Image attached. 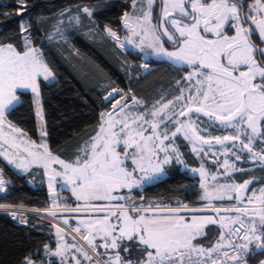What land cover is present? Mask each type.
<instances>
[{"label":"snow or ice","instance_id":"snow-or-ice-1","mask_svg":"<svg viewBox=\"0 0 264 264\" xmlns=\"http://www.w3.org/2000/svg\"><path fill=\"white\" fill-rule=\"evenodd\" d=\"M153 2L154 0H149V11L143 13L138 23L131 22L127 12L124 14L125 27L130 32L126 43L134 44L131 37H137L139 43L136 46L142 52L151 49L158 57L190 66L193 71L184 79L191 81L193 77H197L195 94L189 88L185 97L184 89H180V95L173 100L167 103L157 101L150 112L135 114L131 112L126 100L123 104L117 100L112 112L101 114L100 130L86 142L81 150L83 155H78L74 162L67 163L53 156L46 143L42 142L37 146L27 140L18 142L12 133H19L21 136L26 134L11 122H7L11 132H4L5 114L19 99L17 89H31L38 97L37 78L43 76L48 80L53 73L44 62L39 49L28 47L19 52L10 44L0 46V156L25 172L33 164L43 166L45 175L51 170L52 174L48 175L50 190L55 178L62 177L67 185L72 186L77 201H84L85 206L104 213L95 219L80 220L73 230L82 236L93 252L97 251L98 246L94 243L97 236L104 241L100 246L106 250H117L105 264H207L208 261L217 264V260L212 258L213 253H218L223 248L231 249V253L223 252L227 261H222L221 264H247L245 258L249 254L255 256L264 251V207L257 213L258 229L254 219H249L246 224V208L228 209L226 211H234L237 215L220 217L219 221L212 216L196 215L187 220L180 215L187 206L168 208L161 214L147 215L146 210L137 208L134 203L128 206L120 204L119 201L129 197L114 193L122 189H128L131 193L133 188L159 180L165 174L164 165L170 164L173 156L177 163L183 162L178 150L173 147L168 123L175 125L171 137L183 132L185 139L193 141L194 152L198 151L195 146L197 142L204 145L212 143V140L198 135V130L193 128L190 117L193 112H202L209 118H215L222 126L237 130L235 135L212 138L217 144L228 140L240 141L241 151L246 149L253 159L259 157L264 162V148L260 154L253 153L252 136L247 135L246 131L243 134L247 135V143L241 139L242 125L246 124L252 134H257L259 123L264 121V64L258 63L256 58V53L259 52L261 61H264V49H257L250 39L254 31H258L264 42V0H255L253 5L248 6V14L243 16L242 0H163L160 28L163 29V35L175 45L173 51H167L163 47L160 28L151 25ZM133 6L135 7V0ZM84 11L92 15L89 9L85 8ZM245 24L249 27H245ZM165 25H169L174 31L170 32ZM21 27L26 30L23 22ZM228 29H234V34L228 35ZM107 31L119 41L115 32L111 29ZM257 76L260 78L259 83L254 82ZM114 94L124 99L121 90L113 88L105 100L111 102L115 99ZM133 103L139 104L140 101L133 97ZM37 116L42 118L39 110ZM181 117L186 119L181 120ZM41 135H46V132ZM4 145L8 148H4ZM8 149L14 151L9 153ZM199 151L203 149L200 148ZM236 158L239 160L240 156L237 155ZM129 161L131 169L127 167ZM52 163L61 165L62 171L50 169ZM136 173H140L139 178ZM199 174L202 178L201 188L204 189L201 199L209 202L212 199H223L229 191L239 193L248 183L246 181L239 186L219 185L209 191L204 182L206 172L203 165ZM3 191L5 181L0 175V192ZM261 193L256 199L264 205V189ZM232 198L228 196V199ZM235 199L241 201L242 197L238 194ZM248 199L251 203L252 198ZM113 201L116 203L113 204ZM76 210L78 209H71ZM213 210L219 212V209ZM49 214L53 218L57 215L55 212ZM21 222L25 220L21 218ZM64 223L67 224L68 221L65 220ZM217 223L222 231L214 245L205 249L193 243L197 237L204 235L203 229L206 226ZM234 225L239 226L233 227ZM81 226L86 232H82ZM56 234L63 239L62 229L59 227H56ZM226 236L228 240L224 243ZM232 237L242 242L234 243ZM125 241L128 243H124ZM253 243L256 251L250 249ZM65 247L67 245H58L54 254L62 255ZM76 251L81 252L85 259H92L83 249L76 248ZM121 252L127 255L122 256ZM202 257L206 259H201ZM26 264L34 262L26 258ZM77 264H80L79 260Z\"/></svg>","mask_w":264,"mask_h":264},{"label":"trees","instance_id":"trees-1","mask_svg":"<svg viewBox=\"0 0 264 264\" xmlns=\"http://www.w3.org/2000/svg\"><path fill=\"white\" fill-rule=\"evenodd\" d=\"M85 8L91 16L82 11ZM132 8L133 0H0V46L10 44L19 52L28 47L39 49L53 73L52 81L38 80L39 94L48 150L64 161L75 160L86 142L96 135L101 113L111 108V102L105 97L113 88L120 89L128 99L133 96L150 103L158 98L159 91L170 88L188 70L162 60L145 59L130 49L123 51L106 34L107 28L122 34L123 16ZM156 17L157 14L155 20ZM22 22L26 30H22ZM252 40L260 49L261 42L254 35ZM256 58L264 64L259 52ZM143 62L150 66L145 74L141 70ZM17 95L18 104L6 113V120L22 130L28 139L39 141L32 92L18 90ZM261 122L264 134V121ZM177 143L184 163L197 167L199 162L188 144L181 138ZM240 167L243 170L226 177V181L251 180L247 191L264 185V166L244 161ZM0 173L6 185L0 193V205L48 207L50 194L41 168L22 174L0 157ZM165 174L142 190H133L127 205L134 203L140 208L205 203L197 176L176 162L165 167ZM51 225L33 215H27L26 222L19 224L7 212L0 211V264H26V258L34 264L44 261L56 249ZM217 236L218 229L210 226L194 244L211 246ZM261 256L260 252L255 256L250 254L249 259L253 263ZM49 264L66 263L56 255Z\"/></svg>","mask_w":264,"mask_h":264},{"label":"rangeland","instance_id":"rangeland-1","mask_svg":"<svg viewBox=\"0 0 264 264\" xmlns=\"http://www.w3.org/2000/svg\"><path fill=\"white\" fill-rule=\"evenodd\" d=\"M19 1L21 2L22 0H19ZM162 8H163V0H154V2L152 3V6H151V25L155 26L156 21H157V19L155 20V16H156V14L160 13L158 28H160V24H161L160 16L162 13ZM148 11H149V0H140L139 4L136 3L135 7L133 6L132 11L128 13V19L133 23H138L142 19L143 13L148 12ZM246 15H247V13H246ZM122 20H123V22H122L123 33L122 34L111 30L117 34V36L119 37V41H117L115 38H113L111 35H109V32L107 31V29H109V28L106 29L107 35L116 43V45L120 49H122L123 51L130 49L132 51H136V52L140 53L142 55V57L145 59L153 58L156 60H162V61H165L168 64L176 66V67H187L188 70H187V72H185L183 74V77L181 80L175 79L173 81V84L170 86V88H168L166 90L159 91L158 98L153 99L150 103H146L143 100L136 98V100L140 101V103L134 104L133 103V96H131L128 99V98H126V95L124 94V99H121L120 95L114 94L115 99L111 100V108L107 111H103L102 113L112 112L113 104L117 100H120L121 104H123L126 100L130 106L131 112L133 114H135L137 112H145V111L150 112L153 108V105L156 104L157 101L162 100L163 103H167L169 100H173L175 96L180 95V89H184V96L185 97H187V95H188L189 88H191L193 94H195V89H196V87H198L196 85L197 77H193V79L191 81L184 79L185 77L188 76V74L190 72L193 71V69L190 66H188L187 64L176 63V62H173L171 60H168L166 57H158L152 53L151 49H146L145 52H142L140 50V48L136 46V44L139 43V39L137 37H131L135 41L134 44H127L126 39L130 38V32H129L128 28L125 27L124 16H123ZM165 26L169 27L170 32L174 31L169 25H165ZM137 30L139 31V27L137 28ZM160 32H161V37H162L161 42L163 44V47L167 51L175 50V48H168L164 44L163 39L166 38L168 40V37L166 35H163V29L162 28H160ZM227 34L233 35L234 29H228ZM24 39L26 42V40H27L26 35H24ZM169 42L173 44L172 41H169ZM260 45H261V43H260ZM141 70H142V74H145L146 72H148L150 70V66L147 65L145 62H143L141 64ZM242 70H244V69H242ZM39 78L44 79L43 76L38 77L37 83H38ZM177 81H180V84H177ZM254 82H256V83L260 82L259 76H257V78ZM17 90H24V91L32 92L31 89H24V88H19ZM32 95H33V102H34V108H35V113H36V119H37V124H38V133L40 135V140L39 141H32V140L28 139L26 137V135L21 136L19 133H12V134L17 137L18 142H21L23 140H27L29 142H34L37 146H39V145H41L42 142L47 144L45 135L44 136L41 135L42 132H45V124H44V119H43L40 94L37 97L36 94L32 92ZM18 101L13 105V107H15L18 104ZM193 107H195V105ZM12 108H10L9 110H11ZM38 110L41 112L42 118L40 116H37ZM176 110L178 111L179 107H177ZM165 112H168V110H165ZM168 114H171V113H168ZM190 117H191V123H192L193 128L198 130L197 134L204 136L205 139L212 140L211 144L204 145V144H200L197 142L195 146L198 148V151L194 152L193 151V146H194L193 141H189V140L185 139L183 132L178 133L176 135V137H174V138L171 137V132L175 131V125L172 123H168V128L170 129L169 136L173 140V147L178 150V154L180 155L181 160L183 161L182 163H178V164L181 165L183 170H187L190 174L197 176L200 180V186H201L202 178L199 174V170L201 169L202 165H203V169L206 172V177L204 178V182H205L206 187L208 188L209 191H212L214 188L218 187L219 185L238 186V184H236L235 182L226 181V177L232 175L233 173H235L237 171H241L242 168L240 167V165L244 161L249 162L252 165H264V162H261L259 157H257L256 159H253L252 154L249 153L246 149L241 151L240 149L242 148V145L240 144V141L228 140V141H224L223 144H217L215 142V140L212 139V138L217 137V136L224 137V136L235 135V134H237V130L235 128L224 127L218 121H215V118H209V117L205 116L202 112L201 113L193 112L190 114ZM180 119L185 120L186 118L181 117ZM261 123L262 122H260L258 125V133L257 134H252L251 129H248L246 124L241 126V139L244 140L245 143H247V135H251L252 140H253V143H252L253 153H257V154H260L261 149L264 148V134L262 132ZM161 127L163 128V125H161ZM3 130L6 134L11 132V130L7 127V120L3 126ZM99 130H100V127H99L98 131ZM245 131L247 132V135L243 134ZM189 135H191V130L189 131ZM178 138H181L185 143L188 144L191 153H193V155L197 158V160L199 162V165L197 167H191V166H188L184 163L182 154L179 151V146L177 143ZM0 143H2V141H0ZM233 145H235V147H233ZM21 147H23L22 143H21ZM84 147H85V145L83 146V148ZM4 148H8V146L4 145ZM200 148H202L203 151H199ZM0 150H2V149H0ZM40 150L42 151L43 149H40ZM8 151H9V153H11L14 150L8 149ZM80 155L81 156L83 155L82 151L80 152ZM237 155L240 156L239 160H237V158H236ZM53 156H55V155H53ZM0 157L5 162L8 163L7 159H5L4 156H0ZM55 157H57V156H55ZM75 160L70 161V162H68V161H65V162L72 163ZM225 161H227V165H225ZM171 162L177 163L175 156H173V159ZM9 165L12 168H14L16 171H18L19 173H22V174H27L32 168H41V170L44 174L45 184H46L47 189H48L49 194H50V203H49L47 208H44V209H34L33 208V209H31V208H25V207H18L17 209L30 211L31 213H34L32 215H37V216H39V218L50 222L52 224L51 226H52L53 232H54V230L56 232V227H59L60 229H62V232L64 233V242H70V243L74 244L77 248L83 249L84 252H88L87 248L78 241V239L75 237V235L73 233L67 232V230L65 229V226L72 229L75 225H79L80 220H87V219H89V217L103 215L104 213H98L95 210L85 206L84 201H77L76 196L73 194L72 186L67 185L64 182V180L62 179V177L58 176L55 178V180L53 182V187L50 190L49 189L48 175L52 174L51 170L49 171L48 175H45V170H44L43 166H41V165L33 164V165L29 166V170L27 172H25L23 169L16 168L15 165H13V164H9ZM166 166L167 165H164V168ZM127 167L129 169L132 168V164L130 161L127 164ZM50 169H55L56 171H62V166L57 164V163H52L50 166ZM193 169H196L197 171L193 172L192 171ZM165 175L166 174L161 176L159 179L163 178ZM136 176H137V178H139L140 173H136ZM144 186H146V185H142L140 187L133 188V190H142ZM247 186H248V184H247ZM247 186H246V188H241L239 193H237L235 191H229V192H227V194L224 195V197H225V196H228L230 194L232 195L234 193L232 195V197H233L232 199L227 198V199L221 200V201H210V202H205V203L206 204H210V203L228 204V205H232L233 207L235 206L234 208H236V207H239L242 209L246 208L247 209V215L244 217V219H245L246 224H247V221L249 219H255V217L258 216L256 213V210L258 211L263 207V206H261V203L259 201H253L252 200V202L249 203V199L246 197L248 195V192L246 190ZM203 192H204V189H203ZM114 194L118 195V196H128L129 197L127 199L128 201L130 200V196H131V193H129L128 189H122L119 192L114 193ZM238 194L242 197L241 201H237L235 199V197ZM127 200H121V201H119V203L123 204L125 206H128L126 203ZM212 200H215V199H212ZM105 203H107V202H105ZM112 203L115 204L116 201H113ZM183 206H186V205L181 204V205L167 206L166 207V206H161V205L156 204L152 207H140V208L142 210H146L147 215H153L154 213L155 214H161L162 212L166 211L168 209V207H172V208L182 207L183 208ZM71 209H78V210L71 211ZM229 209H233V208H229ZM192 210L193 209L188 208V207L183 208V210L180 212V215H182V216L186 215L187 216L189 214H192V213H194ZM195 210H196L195 212H204V211L209 212L206 210H198V209H195ZM226 210H228V209H224V210L219 211L217 213L221 217H227V216L234 217L237 215V213L234 211H226ZM51 212H55L57 214L55 218H53L49 214ZM30 214H27V215H30ZM15 217L19 221L20 214L16 213ZM216 219L219 221L218 216H216ZM65 220L68 221L67 224L64 223ZM113 221H115L114 217H113ZM54 225L56 227H54ZM217 226L219 227V223H217ZM258 226L259 225H257V227ZM81 228H83V227L81 226ZM219 229H220V227H219ZM125 242H127V241H125Z\"/></svg>","mask_w":264,"mask_h":264},{"label":"crops","instance_id":"crops-1","mask_svg":"<svg viewBox=\"0 0 264 264\" xmlns=\"http://www.w3.org/2000/svg\"><path fill=\"white\" fill-rule=\"evenodd\" d=\"M139 2L140 1H138V3L137 4H139ZM242 2L245 4L244 6H245V8L243 7V14L244 15H246V13L248 14V12H249V5H253L254 3H255V0H242ZM83 12H85L84 11V9L82 10ZM246 12V13H245ZM85 13H87V12H85ZM158 15V14H157ZM160 15V14H159ZM76 18V17H75ZM157 18V17H156ZM122 22H123V20H122ZM248 25V24H247ZM57 28H59L58 26L56 27V29ZM253 28H254V26H253ZM56 31V30H55ZM106 32V31H105ZM107 34V33H106ZM252 35H254V38H256V39H258L260 42H261V49H264V42H262V40H261V38H260V36H259V33H258V31H254V33L252 34ZM252 35H251V39H252ZM252 42H253V40H252ZM255 45V44H254ZM39 79H42V78H39ZM54 79V77L52 76V77H50L48 80H46V81H52ZM43 80H45V79H43ZM18 91V90H17ZM8 112V111H7ZM6 112V113H7ZM6 115V114H5ZM259 166H264V165H259ZM246 181H244V182H242V183H236V184H238V186L239 185H243L244 183H245ZM247 184H248V186H249V184H250V182H251V180H247ZM248 186H247V189L246 190H248ZM262 189H264V185L263 186H257V187H254V188H252L251 190H249V191H247L248 192V195L246 196L247 198H249V197H251L252 198V200L253 201H259V200H257L256 198L257 197H260L261 196V190ZM234 194V193H233ZM232 194V195H233ZM202 195H203V193H202ZM231 194L230 195H228V196H232ZM228 196H225L223 199H215V200H211V201H221V200H225V199H227L228 198ZM205 202H209V201H206V200H204ZM260 202V201H259ZM258 202V203H259ZM257 206V205H256ZM259 212V210L257 211L256 210V213H258ZM192 215H196L197 217H202V216H212L214 219H216V215L214 214V213H212V212H194V213H192V214H189V215H184V217L187 219V220H191V217H192ZM258 215V214H257ZM97 216H94V217H89V219H95ZM221 217V216H220ZM217 220V219H216ZM255 221H256V224L257 225H259V215L257 216V217H255V219H254ZM210 226H214V227H216L217 229H218V236H217V238L214 240V242L213 243H215V242H217L218 241V239H219V237H220V229H219V227L217 226V224H215V225H208V226H206L204 229H203V232H204V235H205V233H206V230L208 229V227H210ZM258 228H259V226H258ZM63 233V232H62ZM54 235H55V242H56V249H55V252H56V250H57V247H58V245H60V246H65V245H67V247H65L64 248V250H63V254L62 255H57V256H59L66 264H77V260H79L80 261V264H105V262L98 256V259H95V258H92L91 260H88V259H85V257H84V255L81 253V252H77L76 251V248L77 247H72V245H74V244H72V243H70V242H64V233H63V239H61L60 237H58L57 236V234H56V232H55V230H54ZM203 235H201V236H199V237H202ZM199 237H197V238H199ZM91 238V237H90ZM196 238V239H197ZM94 243L98 246L97 247V251L99 252V255L101 256V257H103L106 261L108 260V258L110 257V256H114L115 255V253H116V251L117 250H115V249H105V248H103L102 246H100V245H102L103 243H104V241L99 237V236H97L96 237V239H95V241H94ZM193 243H194V241H193ZM212 243V244H213ZM197 246H199V247H205V246H201V245H197ZM252 251H256V247L255 248H253L252 249ZM54 252V253H55ZM53 253V254H54ZM121 255L123 256V253L121 252ZM260 255H262L260 258H258V259H256L255 260V262L256 263H258V262H262V261H264V251H261L260 252ZM56 255L54 254V257H55Z\"/></svg>","mask_w":264,"mask_h":264},{"label":"built area","instance_id":"built-area-1","mask_svg":"<svg viewBox=\"0 0 264 264\" xmlns=\"http://www.w3.org/2000/svg\"><path fill=\"white\" fill-rule=\"evenodd\" d=\"M0 175H1V173H0ZM3 178V177H2ZM4 180V179H3ZM5 188H6V185H5ZM0 193H2V192H0ZM3 207H0V211L1 212H7L9 215H10V217L12 218V219H14V220H16L19 224H24L25 222H26V217H27V214H24V215H20V219H19V221L16 219V217H14V215H13V213H12V209L13 208H18V207H16V206H11V205H2ZM261 206H263L264 207V205H262L261 204ZM188 208H191V209H198V210H206V211H209V212H212V213H214L216 216H218L219 217V219H220V215H218V213L216 212V211H214L213 209H219V211H222V210H224V209H229V208H234L232 205H228V204H215V203H210V204H206V203H204V204H201V205H198V206H187ZM168 208H172V207H168ZM15 215H16V213H14ZM21 218H23L24 220H25V222H21ZM78 225H75L72 229L71 228H69V227H66L65 226V229L67 230V232H71V233H73L74 235H75V237L78 239V241L81 243V244H83L86 248H87V253H88V255L90 256V257H92V258H95V259H98V256H97V254H96V252H93L92 251V249H91V247H89V245L86 243V241L82 238V236L80 235V234H78L77 232H75L73 229H75L76 227H77ZM239 225H234L233 227H238ZM220 227V226H219ZM258 228V227H257ZM259 229V228H258ZM81 230H82V232H86L83 228H81ZM222 230H221V228H220V232H221ZM227 240H228V238H227V236L225 237V241H224V243H227ZM232 241L234 242V243H236V242H242V241H239L236 237H232ZM216 243V242H215ZM215 243H213L212 245H214ZM211 245V246H212ZM211 246H208V247H203V248H205V249H207V248H209V247H211ZM256 246H255V243H253L252 245H250V249L252 250L253 248H255ZM224 251H229L230 253H231V249H228V248H223V249H221L220 250V252H218V253H213V256H212V258L213 259H216L217 260V264H221V262L222 261H227V258L226 257H224L223 256V252ZM250 255V254H249ZM249 255L245 258L246 260H247V264H262V262H264V261H262V262H258V263H256V262H251L250 261V259H249ZM54 258V254L53 253H50L47 257H46V259L44 260V261H42L40 264H49L50 263V261L52 260ZM201 259H206V258H204V257H202ZM207 264H211V261H208L207 262ZM229 264H230V262H229Z\"/></svg>","mask_w":264,"mask_h":264},{"label":"bare ground","instance_id":"bare-ground-1","mask_svg":"<svg viewBox=\"0 0 264 264\" xmlns=\"http://www.w3.org/2000/svg\"><path fill=\"white\" fill-rule=\"evenodd\" d=\"M12 213H18L20 215H24V214H30L31 212L30 211H26V210H21V209H17V208H13L12 210ZM31 214H34V213H31Z\"/></svg>","mask_w":264,"mask_h":264},{"label":"water","instance_id":"water-1","mask_svg":"<svg viewBox=\"0 0 264 264\" xmlns=\"http://www.w3.org/2000/svg\"><path fill=\"white\" fill-rule=\"evenodd\" d=\"M159 14L160 13H158V15H157V21H156V24H155V26L158 28V22H159ZM241 15L243 16L244 14H243V11L241 12ZM245 27H249V25H247V24H245ZM250 39H251V37H250ZM251 41H252V39H251ZM253 43V42H252ZM256 46V45H255ZM174 47H175V45H174ZM257 47V46H256ZM30 215H32V214H30ZM33 216H36V217H39V216H37V215H33ZM41 217V216H40Z\"/></svg>","mask_w":264,"mask_h":264},{"label":"flooded vegetation","instance_id":"flooded-vegetation-1","mask_svg":"<svg viewBox=\"0 0 264 264\" xmlns=\"http://www.w3.org/2000/svg\"><path fill=\"white\" fill-rule=\"evenodd\" d=\"M163 42L168 48H175L174 44L170 43L166 38L163 39Z\"/></svg>","mask_w":264,"mask_h":264}]
</instances>
